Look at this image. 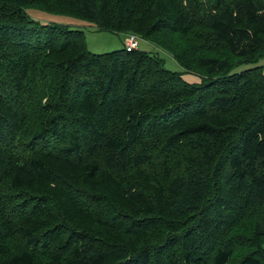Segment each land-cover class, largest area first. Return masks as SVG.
<instances>
[{
  "label": "trees",
  "instance_id": "trees-1",
  "mask_svg": "<svg viewBox=\"0 0 264 264\" xmlns=\"http://www.w3.org/2000/svg\"><path fill=\"white\" fill-rule=\"evenodd\" d=\"M31 6L167 30L211 78L92 52ZM261 53L264 0H0V264H264V72L231 71ZM248 206L241 237L227 214Z\"/></svg>",
  "mask_w": 264,
  "mask_h": 264
},
{
  "label": "rangeland",
  "instance_id": "rangeland-1",
  "mask_svg": "<svg viewBox=\"0 0 264 264\" xmlns=\"http://www.w3.org/2000/svg\"><path fill=\"white\" fill-rule=\"evenodd\" d=\"M27 12L32 18L43 22V24L57 22L59 24H65L74 29L84 30L87 46L92 52L102 53L120 49L124 47V42L128 38L127 33L120 34L107 30H98L93 23L69 14L50 12L48 10L32 6L27 8ZM136 36L140 49L157 55L168 69L183 72V76L187 81L201 82L203 79L211 78L210 76L201 74L199 71L188 68L186 69L181 66L176 58V55L179 54L183 58L188 57L189 52L187 50L190 49V44H185L183 39H181L178 35H175L167 30L162 31L159 34H154L152 35V38L157 41V44L139 35ZM235 61L236 62L231 69L233 72L245 71L249 68L259 65L262 66L264 72V53H261V55L255 57L253 60ZM256 210V207L248 206L243 210L244 213L242 216L237 215L236 218L232 217L235 215V213L227 214V216H229L231 219H235V224L232 228L234 233L241 232V235H243L241 237L252 234V231L255 228V226H253L255 221L259 222L260 219H262L261 216L263 214L262 209L258 210L259 212ZM249 237L253 236L251 235ZM252 241L253 240L247 238L245 245L249 246ZM243 247L238 248L237 251L241 253L244 251Z\"/></svg>",
  "mask_w": 264,
  "mask_h": 264
},
{
  "label": "built area",
  "instance_id": "built-area-1",
  "mask_svg": "<svg viewBox=\"0 0 264 264\" xmlns=\"http://www.w3.org/2000/svg\"><path fill=\"white\" fill-rule=\"evenodd\" d=\"M126 45L128 48H138L139 43L136 34H129L126 40Z\"/></svg>",
  "mask_w": 264,
  "mask_h": 264
}]
</instances>
